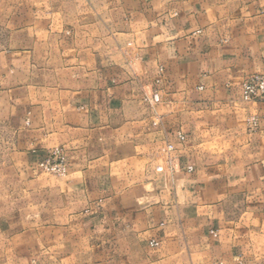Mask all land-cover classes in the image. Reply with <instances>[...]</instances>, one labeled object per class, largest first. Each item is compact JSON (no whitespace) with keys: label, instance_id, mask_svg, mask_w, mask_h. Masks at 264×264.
Here are the masks:
<instances>
[{"label":"crops","instance_id":"crops-1","mask_svg":"<svg viewBox=\"0 0 264 264\" xmlns=\"http://www.w3.org/2000/svg\"><path fill=\"white\" fill-rule=\"evenodd\" d=\"M4 29L30 190L0 210V264H264V101L242 99L264 0H0Z\"/></svg>","mask_w":264,"mask_h":264},{"label":"rangeland","instance_id":"rangeland-1","mask_svg":"<svg viewBox=\"0 0 264 264\" xmlns=\"http://www.w3.org/2000/svg\"><path fill=\"white\" fill-rule=\"evenodd\" d=\"M1 34L5 36L6 30L4 29L0 35ZM0 118V210L10 211L27 203V193L30 189L27 179H25L22 174L15 171L10 162L9 153L14 139V132L9 125L3 121L2 117ZM56 149L58 148H55L52 153ZM50 156L51 154L49 157ZM41 163L40 172L45 175L61 176L65 174L47 171L41 167Z\"/></svg>","mask_w":264,"mask_h":264},{"label":"built area","instance_id":"built-area-1","mask_svg":"<svg viewBox=\"0 0 264 264\" xmlns=\"http://www.w3.org/2000/svg\"><path fill=\"white\" fill-rule=\"evenodd\" d=\"M242 99L245 102L264 101V72H257L247 75L242 83ZM256 122V118H251ZM184 138V136H181ZM172 147V146H171ZM41 167L47 171L64 174L67 171L66 157L61 148L56 149L51 156L41 163ZM192 169V166L190 167ZM153 246L159 244L158 240L151 241Z\"/></svg>","mask_w":264,"mask_h":264}]
</instances>
